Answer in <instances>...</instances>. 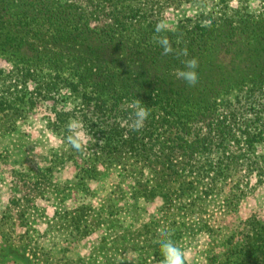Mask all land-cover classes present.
<instances>
[{
	"label": "trees",
	"instance_id": "trees-1",
	"mask_svg": "<svg viewBox=\"0 0 264 264\" xmlns=\"http://www.w3.org/2000/svg\"><path fill=\"white\" fill-rule=\"evenodd\" d=\"M261 2L254 10L227 6L218 17L209 12L192 26L184 22L158 34L150 13L119 0H0V55L8 62L12 51L21 57L11 70L0 68V89L7 90L0 102L14 86L26 97L31 82L36 92L29 103L67 91L73 109L56 112V128L76 117L94 137L99 158L154 170V182L141 185L145 199L182 186L202 154L218 153L221 174L225 163L237 165L232 141L243 137L253 146L264 137ZM159 35L172 42L171 54L163 55L154 39ZM48 43L52 54L42 57ZM181 49L188 57L177 56ZM192 57L199 63L195 87L177 79L182 61ZM46 62L50 71L38 72ZM138 99L150 115L137 132L129 125ZM250 115L261 121L255 130ZM248 225L256 238L238 246V264H264V224Z\"/></svg>",
	"mask_w": 264,
	"mask_h": 264
},
{
	"label": "rangeland",
	"instance_id": "rangeland-1",
	"mask_svg": "<svg viewBox=\"0 0 264 264\" xmlns=\"http://www.w3.org/2000/svg\"><path fill=\"white\" fill-rule=\"evenodd\" d=\"M119 1L164 21L167 30L184 22L192 26L209 12L218 17L227 6L254 10L262 3ZM49 47H40L42 57L52 54ZM8 55L11 62L0 55L6 71L21 63L17 52ZM48 65H39L38 72H49ZM14 87L0 102V264H162L165 232L186 251V264L239 263L238 246L248 236L256 238L248 224H264V137L253 146L243 137L232 141L237 165L225 163L221 174L218 153L199 155L182 186L145 199L141 185L154 182V170L99 158L84 125L88 141L81 151L66 142L68 125L56 128V112L73 109L65 102L67 91L29 103L34 83L26 97ZM2 94L7 90L0 89ZM248 119L254 130L261 123Z\"/></svg>",
	"mask_w": 264,
	"mask_h": 264
},
{
	"label": "clouds",
	"instance_id": "clouds-1",
	"mask_svg": "<svg viewBox=\"0 0 264 264\" xmlns=\"http://www.w3.org/2000/svg\"><path fill=\"white\" fill-rule=\"evenodd\" d=\"M167 31V25L164 21H158L155 27L156 33H164ZM156 42L163 49V55L167 56L173 52L172 42L166 35L154 36ZM187 49H181L177 52V56L188 57ZM184 67L178 71L177 79L182 80L187 86L195 87L198 83V74L196 69L199 67L198 60L195 57L182 61ZM150 115L149 107L142 106L140 100L135 101V111L132 114L130 131H140L145 126V121ZM69 135L66 137V142L76 151H81L87 144L88 137L83 130L81 121L72 119L68 123ZM97 142V141H96ZM103 144V139L98 141ZM165 239L160 242L161 254L163 256L162 264H186L187 254L184 249L170 238L171 234L163 233Z\"/></svg>",
	"mask_w": 264,
	"mask_h": 264
}]
</instances>
